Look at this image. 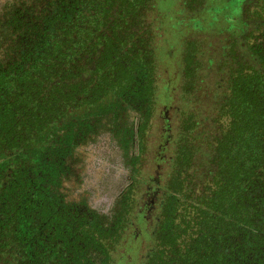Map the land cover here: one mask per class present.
<instances>
[{
  "label": "trees",
  "instance_id": "obj_1",
  "mask_svg": "<svg viewBox=\"0 0 264 264\" xmlns=\"http://www.w3.org/2000/svg\"><path fill=\"white\" fill-rule=\"evenodd\" d=\"M245 1L227 3L236 9ZM122 3L103 0L95 15L57 2L15 38L19 60L0 64V264H117L135 225L153 243L143 264H264V41L238 45L251 21L228 33L215 82L174 99L178 118L169 125L164 170L138 171L107 225L60 191L81 123L114 113L144 89L150 109L159 103L152 47L159 28L146 29L140 6L149 0ZM257 9L262 15L264 2ZM204 20H196L193 39L206 34ZM214 34L215 27L206 39ZM33 35L40 39L28 41ZM179 40L183 48V34ZM243 63L247 73L237 69ZM175 78L168 90L187 89L185 72ZM143 189L156 199L153 213L140 204ZM136 243L138 251L143 240ZM95 249L104 253L101 263L89 254Z\"/></svg>",
  "mask_w": 264,
  "mask_h": 264
},
{
  "label": "rangeland",
  "instance_id": "obj_2",
  "mask_svg": "<svg viewBox=\"0 0 264 264\" xmlns=\"http://www.w3.org/2000/svg\"><path fill=\"white\" fill-rule=\"evenodd\" d=\"M228 1L230 0H149V6L140 4L144 8L141 9L142 12L148 14L142 18L146 29L147 26H151V29L159 28L153 30L154 39L153 45L151 44L159 60V103L150 109L147 104L148 91L144 89L114 113L95 118L89 125L81 123L80 128L85 129V136L68 155L67 165L60 176L59 189L68 202H86L107 225L118 213L120 202L128 193L133 177L138 171L151 176L162 173L167 164L163 162V157L169 155V149L166 148L169 139L167 137L171 133L168 130L169 125L174 127L178 118L174 99L183 92H194L197 85L207 88L215 82V72L221 66L218 61L219 51L223 43H226L228 33H233V30L234 33H239V22L251 21V26L244 33L240 29L238 45L252 44L256 37H259V33L252 29L257 26L261 30L264 28V20H261L264 11L260 12H263L262 15L254 14L256 10H260L257 6L264 0H246L236 9L232 3H227ZM248 1H251V4ZM57 2L61 7L72 6V11L78 10L83 14L94 12L98 15L99 5H102L103 0H0L1 65L3 63L9 66L19 60L15 38L28 26L31 16L42 18L48 15L53 9V4ZM122 2L124 0H120V3ZM14 14L22 16L15 21L12 19ZM178 16L184 20L181 28L177 26ZM200 16L205 19L206 34L213 27L220 34L209 36L207 40L208 35L203 33L194 35L193 39L195 22ZM46 24L52 25V19L47 20ZM18 30L19 33L16 34ZM181 34L185 38L183 48L179 40ZM34 37L31 36L28 41L35 42V39H40ZM193 41L195 44H191ZM252 57H256V52ZM209 60L213 62L209 63ZM241 67L248 72L244 63L237 69ZM175 72H185L189 76L187 89L178 84L168 90L170 80L171 83L176 80L173 79ZM177 82L179 83V80ZM165 94H168L169 98L165 97ZM181 105L183 106L182 102ZM167 118H170V121H166ZM154 201L156 199L153 200V195L149 196V192L143 189L140 204H149L147 212L155 211L156 206L151 205ZM183 209L181 206L179 212H184ZM139 229V226L135 225L130 230V236L127 235V239L123 240L122 248L119 249L123 258L119 257L117 264H141L151 252L153 243L147 234H142ZM186 238L183 233L179 240ZM140 239L143 244L136 251L139 245L136 242ZM89 254L98 263L105 258L103 251L99 249L91 250Z\"/></svg>",
  "mask_w": 264,
  "mask_h": 264
},
{
  "label": "flooded vegetation",
  "instance_id": "obj_3",
  "mask_svg": "<svg viewBox=\"0 0 264 264\" xmlns=\"http://www.w3.org/2000/svg\"><path fill=\"white\" fill-rule=\"evenodd\" d=\"M257 32L259 33V38H260L259 40H263L264 41V28L262 30L260 29ZM74 133H75V139H76V141H78V140H80L81 138H83L85 136L86 132H85V129L80 130L79 128H76L74 130Z\"/></svg>",
  "mask_w": 264,
  "mask_h": 264
}]
</instances>
